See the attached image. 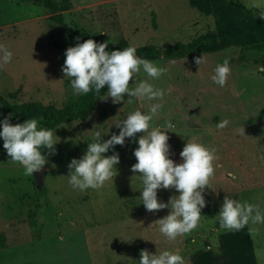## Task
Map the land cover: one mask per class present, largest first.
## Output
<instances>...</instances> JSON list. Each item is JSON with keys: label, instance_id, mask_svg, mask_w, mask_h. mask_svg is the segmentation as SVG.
Instances as JSON below:
<instances>
[{"label": "rangeland", "instance_id": "obj_1", "mask_svg": "<svg viewBox=\"0 0 264 264\" xmlns=\"http://www.w3.org/2000/svg\"><path fill=\"white\" fill-rule=\"evenodd\" d=\"M231 1L264 10V0ZM214 28V19L201 15L190 0H71L58 13L32 0H0V43L13 52L12 62L0 71V95L12 104L77 110L84 95H72L61 70L66 48L77 42L75 30L107 42L108 50L124 44L136 48L151 44L163 50ZM241 54L239 48H229L184 59L150 60L167 72L156 80L141 72L129 82L135 87L146 79L166 91L159 101L164 107L152 125L166 121L175 125V132L168 131L171 159L180 162L188 139L215 149L214 163L221 167L210 181L214 190H206V206L195 230L174 242L159 233L156 221L169 210L147 212L140 190L133 188L140 182L133 177L139 173L131 171L136 163L135 139L126 138L124 146H116L120 163L113 181L83 193L68 184L67 165L84 153L93 128H107L156 102L133 98L128 104L124 94V101L101 99L86 120L55 129L60 142L56 154L48 157L40 184L35 173L25 177L22 168L10 161L0 139V264H138L145 249L179 251L185 264H264V224L249 222L238 232H225L216 216L225 195L264 208V71L260 70L264 66L261 53L245 52L250 59L245 62L238 60ZM201 55L207 62L198 66L195 59ZM225 58L230 74L220 87L211 76ZM5 117L9 116L0 113V119ZM220 119L229 125L218 130ZM10 122L24 121L11 117ZM65 124L69 127H61ZM242 130L244 135L239 134ZM118 132L113 124L104 139ZM141 135L137 133L136 139ZM111 154V150L105 153ZM172 195L178 193L158 190V199L164 202Z\"/></svg>", "mask_w": 264, "mask_h": 264}, {"label": "clouds", "instance_id": "obj_2", "mask_svg": "<svg viewBox=\"0 0 264 264\" xmlns=\"http://www.w3.org/2000/svg\"><path fill=\"white\" fill-rule=\"evenodd\" d=\"M258 16L264 19V11H260ZM76 40L74 46L66 48L61 66L73 96L79 97L92 92L100 99L110 97L113 103H119L124 101V94H127L125 102L128 104L133 103V98L156 102L146 111L136 109L129 112L125 118L116 120L107 128H93L84 153L79 158H72L67 165L68 184L73 190L83 193L89 189L99 190L106 182L113 181L118 173L116 166L120 163L116 146H124L126 138L135 139L138 144L133 150L136 163L131 166V171L139 173L133 175L139 177L140 181L133 188L140 190L141 203L147 212L169 210L166 216L156 221L159 233L168 242L189 235L200 224L202 209L206 206V190L213 189L211 178L215 175L216 168L221 167L214 163L218 159L215 149L188 139L179 153L180 162L171 159L168 131L175 132V125L171 121L160 126L152 125L153 118L164 107L159 101L166 91L156 88L146 79H142L135 87H129L130 80L138 73L142 72L156 80L167 69L138 56L135 46L106 51L107 42H97L91 38L80 42L79 37ZM12 59L13 52L0 43V71ZM206 62L203 55L195 59L198 66ZM260 70L264 71V67ZM229 74V60L225 58L222 64L218 63L214 68L211 80L224 87ZM105 88L106 94L101 95ZM10 118L0 119L3 148L10 161L22 168L23 175L30 177L45 167L49 156L56 154L55 146L60 138L55 130L43 127L38 118H28L23 123L16 124H12ZM113 124L119 129L118 134L112 133L108 139H104ZM228 125L227 119H220L216 128L224 129ZM61 127L69 126L65 124ZM137 133L143 135L136 139ZM239 134L244 135V130ZM45 149L47 152L42 154ZM110 150L112 154L105 155ZM229 175L235 179L234 174ZM161 189H174L178 195H172L164 202L158 199V190ZM216 216L219 229L225 232H238L249 222L264 224V208L260 204L248 203L228 195L224 196ZM138 264H185V260L179 251L157 249L155 253H151L145 249L140 252Z\"/></svg>", "mask_w": 264, "mask_h": 264}, {"label": "trees", "instance_id": "obj_3", "mask_svg": "<svg viewBox=\"0 0 264 264\" xmlns=\"http://www.w3.org/2000/svg\"><path fill=\"white\" fill-rule=\"evenodd\" d=\"M41 5L50 13L66 10L71 0H32ZM190 5L201 15L214 19L215 28L208 29L203 34L188 43L168 44L163 50L148 44L137 49V55L148 60H175L193 57L197 53H212L229 48H239L244 54L238 56L241 62L249 61L245 52L261 53L260 62L264 66V19L258 16L259 9L249 8L241 1L231 0H190ZM75 33L83 42L93 39L98 42L97 36L89 35L84 31ZM128 45L113 46L109 50L123 49ZM106 88L101 95H105ZM101 99L90 92L84 95L77 110L66 106L61 110L51 105L37 103L12 104L0 95V113L11 116L20 121L28 118H41L43 127L53 129L61 124L86 120Z\"/></svg>", "mask_w": 264, "mask_h": 264}, {"label": "water", "instance_id": "obj_4", "mask_svg": "<svg viewBox=\"0 0 264 264\" xmlns=\"http://www.w3.org/2000/svg\"><path fill=\"white\" fill-rule=\"evenodd\" d=\"M44 172H45L44 169H42L40 172H34L35 173V177H36V179H37L39 184L42 182V178H43Z\"/></svg>", "mask_w": 264, "mask_h": 264}, {"label": "crops", "instance_id": "obj_5", "mask_svg": "<svg viewBox=\"0 0 264 264\" xmlns=\"http://www.w3.org/2000/svg\"><path fill=\"white\" fill-rule=\"evenodd\" d=\"M217 251H218V249H217Z\"/></svg>", "mask_w": 264, "mask_h": 264}]
</instances>
